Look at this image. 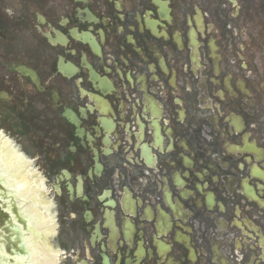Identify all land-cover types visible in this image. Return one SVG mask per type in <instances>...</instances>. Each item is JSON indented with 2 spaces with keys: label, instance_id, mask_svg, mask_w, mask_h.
<instances>
[{
  "label": "flooded vegetation",
  "instance_id": "1",
  "mask_svg": "<svg viewBox=\"0 0 264 264\" xmlns=\"http://www.w3.org/2000/svg\"><path fill=\"white\" fill-rule=\"evenodd\" d=\"M1 124L57 264H264V0H0Z\"/></svg>",
  "mask_w": 264,
  "mask_h": 264
},
{
  "label": "water",
  "instance_id": "2",
  "mask_svg": "<svg viewBox=\"0 0 264 264\" xmlns=\"http://www.w3.org/2000/svg\"><path fill=\"white\" fill-rule=\"evenodd\" d=\"M8 145L14 153L19 154V158L21 156L23 161L27 162V165L16 161L11 162L16 158L14 155H10L12 159L8 160L9 153L2 151V148H6ZM0 148V183L8 190L6 191L0 185V190L3 191L0 192V217L3 222H0V243L10 254L8 255L2 251L3 247L0 245V264H57V253L51 254L44 251L45 241H42L41 238L42 235L44 239L48 234H53L52 221L43 216V211L44 213L48 212L46 214L50 215L51 209L49 210L47 205L41 204L43 209L40 210L35 204L37 203L34 202L36 200L35 196L40 192L31 188L28 184V176L24 177V169L27 168L28 170V157L18 139L11 138V130L3 132V127L0 128ZM8 162L11 163L7 164ZM20 168L23 172L19 171ZM30 197H32V200H30ZM38 201L41 202V199ZM10 205V211L14 214L12 226L18 231L15 233L5 225V220L6 223L11 225V219L7 220ZM17 223L24 225L25 229L21 228V231ZM13 234L15 235L14 240L11 239ZM11 248H16L14 254L10 250Z\"/></svg>",
  "mask_w": 264,
  "mask_h": 264
},
{
  "label": "rangeland",
  "instance_id": "3",
  "mask_svg": "<svg viewBox=\"0 0 264 264\" xmlns=\"http://www.w3.org/2000/svg\"><path fill=\"white\" fill-rule=\"evenodd\" d=\"M3 127V132L9 131L11 130V138H17L19 143L21 144L23 150L25 151L27 157H28V144L23 142V140L21 138H23L22 136H20L19 134H17L15 131H13L11 128L4 126V125H0V128Z\"/></svg>",
  "mask_w": 264,
  "mask_h": 264
}]
</instances>
